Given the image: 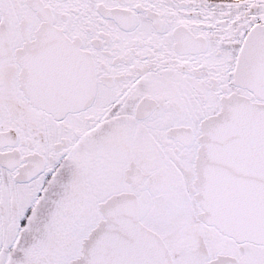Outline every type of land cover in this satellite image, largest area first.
I'll return each instance as SVG.
<instances>
[{
	"label": "snow or ice",
	"instance_id": "obj_1",
	"mask_svg": "<svg viewBox=\"0 0 264 264\" xmlns=\"http://www.w3.org/2000/svg\"><path fill=\"white\" fill-rule=\"evenodd\" d=\"M0 264H264V0H0Z\"/></svg>",
	"mask_w": 264,
	"mask_h": 264
}]
</instances>
